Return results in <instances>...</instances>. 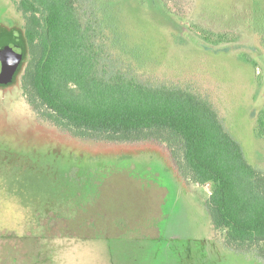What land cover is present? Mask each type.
I'll use <instances>...</instances> for the list:
<instances>
[{"label":"rangeland","instance_id":"1","mask_svg":"<svg viewBox=\"0 0 264 264\" xmlns=\"http://www.w3.org/2000/svg\"><path fill=\"white\" fill-rule=\"evenodd\" d=\"M132 4L127 42L144 56L142 81L189 86L209 100L248 163L264 173V140L255 137V118L264 108V90L257 93L255 82L263 72L254 74L244 59L249 53L257 58L247 19L264 10V0H166L184 17L181 35L165 16ZM8 7L0 0V22L7 26ZM10 16L18 18L14 8ZM196 25L230 31L235 40L211 44ZM0 114L18 131L4 139L36 164L26 182L0 179V264H256L223 248L206 208L210 187L194 183L179 155L163 144L77 137L42 118L21 87L0 92ZM54 148L62 158L55 159ZM22 202L39 210L48 205L49 213L38 221Z\"/></svg>","mask_w":264,"mask_h":264},{"label":"trees","instance_id":"2","mask_svg":"<svg viewBox=\"0 0 264 264\" xmlns=\"http://www.w3.org/2000/svg\"><path fill=\"white\" fill-rule=\"evenodd\" d=\"M6 1L5 16L11 24L0 22V37L17 32L27 55L15 81L0 86V92L21 87L42 118L80 138L163 144L177 160L179 155L194 183L210 187L206 208L213 230L223 234V248L264 264V173L248 163L209 100L189 86L142 81L145 75L139 70L144 56L127 42L125 18L131 2L165 16L179 35L184 25L181 13L169 10L166 0H154L155 4L143 0ZM11 8L18 18H11ZM247 20V30L257 43V58L249 53L244 59L252 64L254 74L263 72L255 82L259 93L264 90V10L249 13ZM196 29L211 44L235 40L230 31H209L198 25ZM162 71L171 74L165 68ZM151 76L158 78L160 73ZM261 103L259 96L258 109ZM14 128L0 114V179L14 176L26 182L31 165L36 164L28 152L13 150L16 143L4 139L15 136ZM255 137L264 140V108L255 118ZM54 154L55 159L62 158L60 149L54 148ZM53 182L59 183V176ZM17 194L23 197L21 191ZM31 208L38 221L44 220L42 213H49L48 205Z\"/></svg>","mask_w":264,"mask_h":264},{"label":"water","instance_id":"3","mask_svg":"<svg viewBox=\"0 0 264 264\" xmlns=\"http://www.w3.org/2000/svg\"><path fill=\"white\" fill-rule=\"evenodd\" d=\"M8 39L10 42L6 43ZM26 55V46L17 32L3 36V41L0 40V86H8L15 81Z\"/></svg>","mask_w":264,"mask_h":264},{"label":"flooded vegetation","instance_id":"4","mask_svg":"<svg viewBox=\"0 0 264 264\" xmlns=\"http://www.w3.org/2000/svg\"><path fill=\"white\" fill-rule=\"evenodd\" d=\"M2 93V92H1ZM2 94H4V93H2Z\"/></svg>","mask_w":264,"mask_h":264}]
</instances>
